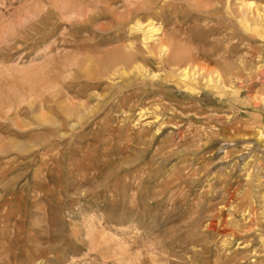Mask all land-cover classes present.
I'll use <instances>...</instances> for the list:
<instances>
[{
	"label": "rangeland",
	"instance_id": "obj_1",
	"mask_svg": "<svg viewBox=\"0 0 264 264\" xmlns=\"http://www.w3.org/2000/svg\"><path fill=\"white\" fill-rule=\"evenodd\" d=\"M0 264H264V0H0Z\"/></svg>",
	"mask_w": 264,
	"mask_h": 264
},
{
	"label": "bare ground",
	"instance_id": "obj_2",
	"mask_svg": "<svg viewBox=\"0 0 264 264\" xmlns=\"http://www.w3.org/2000/svg\"><path fill=\"white\" fill-rule=\"evenodd\" d=\"M147 2V1H146ZM252 3V2H251ZM158 4V3H157ZM144 5V4H143ZM252 5V4H251ZM249 6V5H248ZM252 7V6H251ZM249 8V7H248ZM251 9V8H250ZM254 10V14L256 16V19H258V16H259V12L256 7L253 8ZM251 11V10H250ZM252 12V11H251ZM261 13V12H260ZM261 16H262V13H261ZM260 16V17H261ZM252 17H253V14H252ZM126 19V18H125ZM130 30V29H129ZM131 30L137 33H141L142 35V42L143 44H147L148 42H154V44L149 47L150 49V52L152 51H157V57L158 56H161L162 55V58H163V61L164 62H168L169 64H176V63H179L181 57H178L176 54H172L171 52V45L164 39H161V38H157V36L160 34H157L156 30L153 28L152 24H149V23H146V24H142V23H139V22H136ZM131 33V32H130ZM155 38V39H154ZM154 39V40H153ZM174 50V48H172ZM175 52V51H174ZM172 54V55H171ZM153 55V54H152ZM155 57V55H154ZM131 57L128 56V58L125 60V62H130V59ZM159 58V57H158ZM182 62V61H181ZM186 63V62H184ZM180 72H181V76L183 75L185 77V74H186V66L182 69H180ZM187 76V75H186ZM205 76V75H204ZM204 78V77H203ZM210 81V80H209ZM213 82V80H212ZM213 86V85H212Z\"/></svg>",
	"mask_w": 264,
	"mask_h": 264
}]
</instances>
